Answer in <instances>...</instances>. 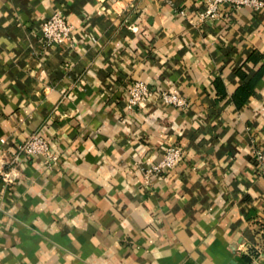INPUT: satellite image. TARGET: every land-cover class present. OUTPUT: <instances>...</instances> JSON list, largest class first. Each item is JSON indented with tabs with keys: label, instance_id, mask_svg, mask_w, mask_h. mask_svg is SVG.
Wrapping results in <instances>:
<instances>
[{
	"label": "crops",
	"instance_id": "0c3cea01",
	"mask_svg": "<svg viewBox=\"0 0 264 264\" xmlns=\"http://www.w3.org/2000/svg\"><path fill=\"white\" fill-rule=\"evenodd\" d=\"M203 9L0 0V264H264V74L235 99L264 68V7L205 23ZM58 11L73 41L46 46ZM138 81L189 106L156 93L130 111ZM37 133L58 161L24 157L6 183L11 151ZM171 147L181 161L147 176Z\"/></svg>",
	"mask_w": 264,
	"mask_h": 264
},
{
	"label": "built area",
	"instance_id": "2783aa9c",
	"mask_svg": "<svg viewBox=\"0 0 264 264\" xmlns=\"http://www.w3.org/2000/svg\"><path fill=\"white\" fill-rule=\"evenodd\" d=\"M202 2L204 9L199 17L202 23L220 18L224 9L235 11L243 7H251L260 10L264 7V0H202ZM181 13L186 14L185 11ZM42 31V41L46 46L61 47L73 41L74 25L63 12L53 13L43 24ZM156 93L169 105L178 108L189 106L187 98L180 94L169 89L156 90L145 82L138 81L129 90L128 109L135 111L151 100ZM2 142L5 143V140ZM11 155L13 160L9 164L14 167L9 171L2 170L4 181L8 184L17 180L19 173L15 166L24 157H44L49 164L58 161V156L52 151L49 141L38 133L31 135L24 143L11 151ZM183 156L184 154L179 147H171L166 151L165 157L160 163L144 168L145 173L147 176L162 173L175 167ZM255 160L259 166V174L264 179V150H255Z\"/></svg>",
	"mask_w": 264,
	"mask_h": 264
},
{
	"label": "trees",
	"instance_id": "16d2710c",
	"mask_svg": "<svg viewBox=\"0 0 264 264\" xmlns=\"http://www.w3.org/2000/svg\"><path fill=\"white\" fill-rule=\"evenodd\" d=\"M263 74L264 68L263 70H261V72L257 75L255 79L249 82V84H245L244 86H242V88L237 91L235 99L237 100V102H239V104H242L251 94L254 93V85L256 84L259 77H261Z\"/></svg>",
	"mask_w": 264,
	"mask_h": 264
}]
</instances>
